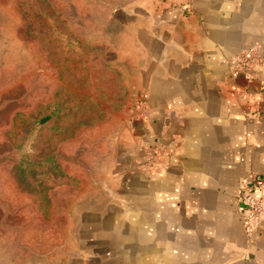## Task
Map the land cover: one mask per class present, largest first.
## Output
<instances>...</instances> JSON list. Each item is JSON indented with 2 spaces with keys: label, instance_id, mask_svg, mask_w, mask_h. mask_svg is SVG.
<instances>
[{
  "label": "crops",
  "instance_id": "crops-1",
  "mask_svg": "<svg viewBox=\"0 0 264 264\" xmlns=\"http://www.w3.org/2000/svg\"><path fill=\"white\" fill-rule=\"evenodd\" d=\"M110 18L140 101L72 184L58 264H264V218L247 234L238 201L264 188V64L248 82L229 62L264 60V0H121Z\"/></svg>",
  "mask_w": 264,
  "mask_h": 264
},
{
  "label": "rangeland",
  "instance_id": "rangeland-1",
  "mask_svg": "<svg viewBox=\"0 0 264 264\" xmlns=\"http://www.w3.org/2000/svg\"><path fill=\"white\" fill-rule=\"evenodd\" d=\"M120 4L0 0V264L63 261L72 184L140 101L116 61Z\"/></svg>",
  "mask_w": 264,
  "mask_h": 264
},
{
  "label": "built area",
  "instance_id": "built-area-1",
  "mask_svg": "<svg viewBox=\"0 0 264 264\" xmlns=\"http://www.w3.org/2000/svg\"><path fill=\"white\" fill-rule=\"evenodd\" d=\"M234 71L240 74L243 79L250 82L256 67L262 66L264 60L258 52L256 46H249L229 59ZM253 183L258 188L253 191V186L242 185L238 201L242 208V224L247 234L254 231L258 223L264 218V188L261 181L255 176L252 177Z\"/></svg>",
  "mask_w": 264,
  "mask_h": 264
},
{
  "label": "trees",
  "instance_id": "trees-1",
  "mask_svg": "<svg viewBox=\"0 0 264 264\" xmlns=\"http://www.w3.org/2000/svg\"><path fill=\"white\" fill-rule=\"evenodd\" d=\"M49 117L48 116H45V118H44V121L46 120V121H49Z\"/></svg>",
  "mask_w": 264,
  "mask_h": 264
}]
</instances>
